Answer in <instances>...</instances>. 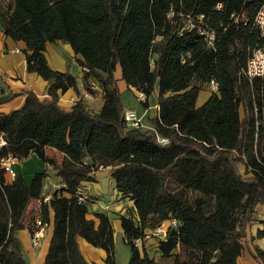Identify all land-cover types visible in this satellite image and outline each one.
<instances>
[{"label":"trees","instance_id":"16d2710c","mask_svg":"<svg viewBox=\"0 0 264 264\" xmlns=\"http://www.w3.org/2000/svg\"><path fill=\"white\" fill-rule=\"evenodd\" d=\"M263 4L264 0L0 2L3 32L26 43L27 70L48 82L49 96L42 99L26 91L20 108L0 112V131L7 140L0 147V264H30L17 232H34L33 216L27 219L33 199L41 200L37 216L43 222L50 221L51 210L54 213L45 264H91L80 249L79 236L106 251V264H116L109 215L96 212L98 221L89 218L90 201L78 198L81 186L95 181L100 167H110L116 188L135 198L141 225L120 215L131 246L129 264H160L142 254L135 240L145 229L169 219L177 220L169 236L195 253L194 260L177 264H237L247 224L255 218L256 205L264 203V94L244 73L249 47L258 40L253 20ZM198 27L215 33L213 46ZM57 40L69 43L86 68L85 94L96 96L99 91L90 81L97 82L103 99L98 110L90 107L85 94L70 107L59 103L60 91L77 88V77L50 66L46 43ZM118 65L127 85L145 94V106L156 93L160 108L150 117V128L127 124L115 77ZM213 79L219 92L197 106L200 92ZM14 95L0 96V104ZM50 150H57L61 159ZM9 153L19 159L35 154L47 167L29 183L21 174L9 181L1 167ZM48 165L64 185L45 201ZM258 235L264 236V227ZM253 254L264 264L263 249L256 247Z\"/></svg>","mask_w":264,"mask_h":264},{"label":"crops","instance_id":"0c3cea01","mask_svg":"<svg viewBox=\"0 0 264 264\" xmlns=\"http://www.w3.org/2000/svg\"><path fill=\"white\" fill-rule=\"evenodd\" d=\"M25 49L26 43L23 40H15L10 36L5 35L0 25V96L15 94L12 98L0 104V112L7 113L13 109L20 108L25 102L26 91H34L42 99L49 98L47 94L48 82L36 72H29L27 70L26 54L24 52ZM45 56L52 68L60 71H65L68 69L73 75L77 77V88H70L65 92L60 91L59 93V103L65 107L72 106L75 101L85 94L86 90L83 78L85 68H83V66H81L78 62V56L74 52L71 45L62 40L47 42ZM115 77L117 79V85L120 92L130 89L131 91L137 93V90L133 87H129L123 79L120 65L116 67ZM96 90H100V88L98 87ZM200 95L202 96L201 98ZM211 95L212 91L210 90L209 86H207L200 92L197 99V106L202 105ZM87 101L90 107L95 110H98L103 103L102 96L99 94L95 96L94 100ZM148 102L150 104V109L145 107L139 108L140 104H138V101H130V103H127V105L125 102L124 105L126 107L125 109H134L139 116L144 118V116L149 113L150 117L154 116L155 112H153L151 109L153 106L155 107V105L158 104L156 96L152 95L148 98ZM151 126L152 125L147 122V119H145L143 122V127L150 128ZM54 151L58 152L57 150ZM20 160L21 159L13 164V169L16 174L23 175L28 183L32 180L35 173L42 172L47 167L45 162L43 165L40 160L35 157V154L25 161ZM49 168L51 169L50 166L48 169ZM100 168L109 169L112 176V170L110 167ZM50 169L48 170V175L45 177L44 185H46L45 188L47 193L52 195L56 188L62 187L64 183H62V180L59 176L57 181L51 180L49 175ZM98 170H96L94 173L95 178L97 177L96 174ZM6 177L7 180H12L9 174H6ZM89 184L90 182H85V184L81 186V191L88 192L90 195L89 212L87 213L89 218H95L96 212L108 214L114 228L115 238H118L121 234H123L124 237L120 215L130 217L136 226L141 225L140 218L137 215L135 208V198L132 193L118 190L116 188L115 181V192L112 194L111 200L103 203L100 202L102 201L101 198L92 195L88 188ZM40 201V199H33L31 201L27 212V219L33 216V214H36L35 211L39 210ZM53 219L54 213L51 210L50 221L47 223L44 237L37 248L33 247L31 232L28 228L20 229L17 232V236L23 247L24 256L30 264H45V258L53 232ZM96 221L98 220L96 219ZM263 227L264 203H259L256 205L255 218L247 224V236L243 240L244 248L241 255L237 259V264H263L255 259L253 254L256 247L264 250V236L258 235L259 230L263 229ZM149 231L150 229H145V234H147ZM143 240L144 246L140 249L141 253L147 254L150 257L153 256V258L157 260L158 256L162 255L160 247H162L161 245L164 242H161L159 238L145 236ZM78 243L84 257L91 264H106V251L104 249L91 245L89 242H87V240L80 236L78 237ZM180 250L181 248L179 246L174 247L173 254L179 253ZM157 261L160 262V260Z\"/></svg>","mask_w":264,"mask_h":264},{"label":"built area","instance_id":"2783aa9c","mask_svg":"<svg viewBox=\"0 0 264 264\" xmlns=\"http://www.w3.org/2000/svg\"><path fill=\"white\" fill-rule=\"evenodd\" d=\"M218 8L221 7V4L217 5ZM203 15H201L200 18H202ZM195 25L190 21L188 24V27L192 28ZM200 33L205 35V39L207 41V44L209 46L214 45V39H215V33L208 29H203L201 27H198ZM252 29L255 30L258 34V40L249 47L250 55L248 57L244 73L248 77L250 83L254 86V83L259 80H264V43H260L261 39H264V4L261 5V7L258 9V11L255 14ZM86 69V68H85ZM91 87L96 89L98 88L97 82L94 80L90 81ZM208 86L210 90L213 93L219 92V84L216 80H211L208 83ZM138 92V91H137ZM139 96L138 98L142 101L146 99V96L143 92H138ZM85 98L87 100H94L95 95L91 93H86ZM155 108L158 112L159 105H155ZM125 120L127 124L131 127H143V121L142 117L138 115L136 110L134 109H125L124 113ZM264 123V120L263 122ZM256 124L259 126L261 124V121L259 118L256 119ZM163 142L167 143V138L161 139ZM7 145V140L5 138V135L2 131H0V147ZM19 160L16 156L9 153L7 156L2 158L1 160V167L5 170L6 174H9L11 179H14L16 176V172L13 169V164L16 163ZM46 185H44V189ZM44 200L47 201L50 199L51 195L47 192H43ZM78 198L80 202H87L90 201V195L88 192L85 191H79L78 192ZM35 224L37 226V229L34 230L33 233H31L32 236V244L34 248H37L40 245L41 240L44 237L45 230L47 223L43 222L40 216L35 218ZM177 226V220L176 219H169L161 222L159 225L155 226L154 228L150 229V231L147 234H144L145 237L153 236L155 238H159L162 240H166L169 237V231L172 228H175ZM144 236L138 238L135 240V244L141 249L143 247L142 242Z\"/></svg>","mask_w":264,"mask_h":264},{"label":"rangeland","instance_id":"374dc122","mask_svg":"<svg viewBox=\"0 0 264 264\" xmlns=\"http://www.w3.org/2000/svg\"><path fill=\"white\" fill-rule=\"evenodd\" d=\"M0 2L2 4H7L9 2V0H0ZM207 86L208 85H206V87ZM255 90L259 91L261 93V95L264 94V80H259L256 82ZM97 91H99L98 94L101 96V93H100L101 90H97ZM120 94H121V98H122L124 108H126L124 105L125 102L127 105V103H130V101L131 102L138 101V104H140L139 108L145 107V108L150 109V104H148V106H145L143 104L144 101H142L138 98V96H139L138 92L135 93V92L131 91L130 89H128L126 91L120 92ZM152 96H156V93L154 92L152 94ZM201 97L202 96L200 95V98ZM151 110L153 112H155V114L157 113V110L154 106L152 107ZM240 113L242 116L244 115L243 106L240 107ZM149 115H150V113L147 114L146 116H144V118H142V121L144 122V120L147 119V122H149L151 125H153L151 120H150ZM151 117H153V116H151ZM49 154L50 155H56L59 160L61 159V154L58 152H55L54 150H50ZM31 156L32 155H30L29 157L23 158L20 161H25V160L29 159ZM35 157L37 159H39L40 162L44 165V161L41 158H39L37 155H35ZM49 166L50 165H48V167ZM242 169H243V171L246 172V168L244 166H242ZM49 175H50L51 180H54V181L58 180V176L52 170V167L49 171ZM96 175H97L96 180L90 182L88 188H89V190L93 196L101 198L102 201H100V202L105 203V202L111 200V198H112L111 196L115 192V190H114L115 181L111 176V171L107 168H100L97 171ZM59 188L60 187H58L56 189H59ZM44 192H47L46 189H44ZM35 212H36V214H33V224L35 227L34 230L37 229L34 218L38 217L37 214L39 213V210L35 211ZM46 228H47V226H46ZM150 237H153V236H150ZM160 241L164 242L161 245L162 247H160L162 255L158 256V259H157V260H160L161 264H177V263H183V262H190V261L195 259V253L191 249V247L186 245V244H184V245L181 244V242L176 237H173V236L170 237L169 236L166 240L162 241V239H160ZM142 245L144 246V240L142 242ZM177 246H179L181 248V250L179 253L173 254V248L177 247ZM151 257H153V256H151ZM115 258H116V264H129V262H130L131 246L126 242V240L123 237V234H121L118 238H115Z\"/></svg>","mask_w":264,"mask_h":264}]
</instances>
